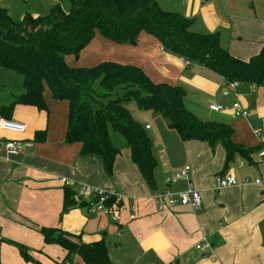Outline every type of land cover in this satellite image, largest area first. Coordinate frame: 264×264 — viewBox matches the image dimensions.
Masks as SVG:
<instances>
[{
  "label": "crops",
  "instance_id": "obj_1",
  "mask_svg": "<svg viewBox=\"0 0 264 264\" xmlns=\"http://www.w3.org/2000/svg\"><path fill=\"white\" fill-rule=\"evenodd\" d=\"M53 1L0 0V9L13 21H20L25 15L43 16L60 6ZM257 8L264 11V4L242 9L227 8L222 0H184L178 13L191 19V26L202 19L208 33L218 32L224 49L246 60L259 52L264 38V14H258ZM98 36L79 53L86 67L103 61L133 65L153 82L178 87L187 110L202 120L229 125L232 142L246 152L235 153L225 166L221 142L184 141L168 123L153 131L145 124L151 139L163 140L155 152L152 146L155 188L147 185L130 159L127 143L117 144L119 149L111 141L119 154L107 175L98 155H82L79 143L66 142L67 108L64 111L58 102H51L50 90L45 87L46 109L18 103L7 117L0 114V118L25 125L21 134L1 130L0 140L33 142L31 148L17 154L0 150V264H85L79 255L67 258L61 246L45 242L41 227L78 235L85 244L103 241L111 264H264V156L259 155L264 147V100L260 101L262 89L258 88L264 83L253 87L239 83L231 88L214 72L185 65L181 57L147 34L139 36L132 51L125 49L128 45H113ZM22 93V77L0 68V107ZM60 101L67 107L66 101ZM236 101L249 112L247 117L232 114L230 106ZM210 103L221 104L226 110L210 111ZM185 166H189L187 177L173 181V172ZM223 174L234 176L236 185L215 191V177ZM256 179L260 181L256 183ZM80 185L114 195L109 203L115 219L90 209L85 200H74L76 203L63 212L64 189L75 192ZM188 189L200 194L197 211L169 203L166 196L156 197ZM202 237L210 242L211 251L195 249ZM15 243L27 247L33 260H25Z\"/></svg>",
  "mask_w": 264,
  "mask_h": 264
},
{
  "label": "trees",
  "instance_id": "obj_2",
  "mask_svg": "<svg viewBox=\"0 0 264 264\" xmlns=\"http://www.w3.org/2000/svg\"><path fill=\"white\" fill-rule=\"evenodd\" d=\"M191 21L163 9L157 0H70L68 12L56 5L43 16L25 15L20 21L0 9V68L20 75L23 84V93L1 106L0 114L7 117L18 103L46 109L43 91L48 87L53 99L67 102L66 142L79 143L82 155H98L111 175L119 149L111 143L109 125L123 135L130 159L154 189L153 144L124 106L132 99L140 109L159 113L184 141L221 142L226 166L235 153L243 154L246 149L232 142L229 125L202 120L187 110L178 87L153 82L133 65L103 61L77 67L66 62L67 56L78 55L95 35L122 44L137 42L141 34H147L163 49L228 83H264V38L259 52L242 60L221 46L218 32H194ZM73 194V189H64L63 212L76 203ZM39 232L45 242L61 246L67 258L77 254L85 264H111L103 241L85 244L78 235L58 228L41 227ZM15 244L25 260H33L27 247Z\"/></svg>",
  "mask_w": 264,
  "mask_h": 264
},
{
  "label": "built area",
  "instance_id": "obj_3",
  "mask_svg": "<svg viewBox=\"0 0 264 264\" xmlns=\"http://www.w3.org/2000/svg\"><path fill=\"white\" fill-rule=\"evenodd\" d=\"M185 65H189L190 62L186 59H182ZM239 82L233 81L229 82L231 88L238 85ZM254 85L250 84V87ZM210 111L213 112H222L226 110L221 104L210 103L208 105ZM232 114L237 117H247L249 112L243 108L238 101L233 102L230 106ZM6 130L15 133H23L25 131V125L21 122L14 121L7 118H0V131ZM258 134V131H255ZM33 145V142L30 140L22 139H5L0 140V150L4 151L5 154H17L21 151L28 150ZM260 156H264V147L259 151ZM189 166H185L182 169L174 171L172 174L173 181L181 178H186L188 175ZM260 180L256 179L255 182L258 183ZM236 185V179L231 174H223L215 177L214 180V190L218 191L225 187ZM114 195L105 193L102 189L98 187H93L89 185H80L73 194V199L75 201L85 200L89 202V208L98 212L105 214H110L112 219H115V216L112 215V207L109 203V200ZM166 196L169 203H178L180 205H188L193 211H197L201 205L200 194L197 190L188 189L186 191H180L177 193H172L171 191H166L163 194L157 195L156 197ZM133 218L134 216L131 215ZM195 249L198 251H211L212 246L206 237H202L198 243L195 244Z\"/></svg>",
  "mask_w": 264,
  "mask_h": 264
},
{
  "label": "rangeland",
  "instance_id": "obj_4",
  "mask_svg": "<svg viewBox=\"0 0 264 264\" xmlns=\"http://www.w3.org/2000/svg\"><path fill=\"white\" fill-rule=\"evenodd\" d=\"M51 1H53V0H51ZM57 1L60 2V6L64 10V12H68L70 10V0H57ZM222 1L224 2V5L227 8L237 7V8L246 9V6H248L249 4H252L253 8H255L257 6V4H264V0H222ZM159 2L161 4V6L166 10L174 11V12H182V11H180L181 10L180 7H183L184 0H159ZM54 4H58V3H54ZM257 12H258V14H260V12H262L264 14V11L263 10L260 11V9H258ZM200 23L202 24V27L199 26ZM205 24H206V22H203L202 19H197V22L191 26V30L201 32V33H208L209 31H207ZM98 37L102 38L101 36H98ZM108 42H110V41L108 40ZM112 43H114V42H112ZM113 45H122V46L128 45L125 49H128L129 51H132L134 48H136V45L133 43H122V44L114 43ZM102 48H103V45H100L101 51H102ZM104 51H108V50L104 49ZM111 53H112L111 51L107 52V54H109V55ZM116 53H119V50L116 51ZM76 56H77V58H76ZM78 57H79V54L74 55V56L70 55V56L66 57V60L68 61V63L71 66H77V67L85 66L86 67L87 63L83 62L82 59L81 58L79 59ZM94 62H95V60H94ZM11 81H12V84H15V81L12 78H11ZM258 88L262 89V90H260V92H262L260 94V101H263L264 100V85L261 87H258ZM118 94L121 95L122 91H119ZM52 101L58 102L59 103L58 107L60 109L62 107V109L64 111L66 110L67 107H66L65 102L60 101V100H55L51 96V102ZM124 106L129 111V113L134 118V120H137L143 127L145 124H148V126L151 127V129H150L151 131L160 129L161 123H162V125L165 123H168L167 120L165 118H163L159 113H156L152 110L140 109L139 107H137L135 101L132 99L126 101L124 103ZM55 112L59 113L57 110H55ZM153 115H155V117H159V118H155V117H153ZM158 119H160L161 122H159ZM168 127H169V125H168ZM108 130H109V135H110V138H111V141L113 142V144L115 146H117L119 149H121V147L117 144H122L123 146H124V144H126V140L123 137V135L112 130L109 125H108ZM159 138L160 139H151L150 138L152 140V142L154 143V145H153V148H155L154 152L156 150V145L159 144L161 141L163 142L162 138L161 137H159Z\"/></svg>",
  "mask_w": 264,
  "mask_h": 264
},
{
  "label": "water",
  "instance_id": "obj_5",
  "mask_svg": "<svg viewBox=\"0 0 264 264\" xmlns=\"http://www.w3.org/2000/svg\"><path fill=\"white\" fill-rule=\"evenodd\" d=\"M133 44H135V42H133ZM76 58H77V56H76ZM190 187H191V185H190Z\"/></svg>",
  "mask_w": 264,
  "mask_h": 264
}]
</instances>
